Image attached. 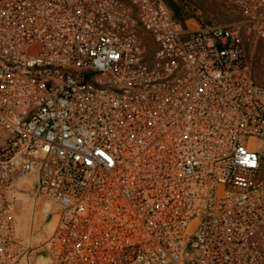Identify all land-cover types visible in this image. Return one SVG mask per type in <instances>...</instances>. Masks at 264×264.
Instances as JSON below:
<instances>
[{"label": "built area", "instance_id": "1", "mask_svg": "<svg viewBox=\"0 0 264 264\" xmlns=\"http://www.w3.org/2000/svg\"><path fill=\"white\" fill-rule=\"evenodd\" d=\"M223 1L264 42V0ZM28 179L58 207L39 241L18 227ZM0 264H264V83L240 26L0 0Z\"/></svg>", "mask_w": 264, "mask_h": 264}, {"label": "rangeland", "instance_id": "2", "mask_svg": "<svg viewBox=\"0 0 264 264\" xmlns=\"http://www.w3.org/2000/svg\"><path fill=\"white\" fill-rule=\"evenodd\" d=\"M186 10L192 16L187 25L192 29L215 25H238L244 42L247 65L250 73L259 82L264 83V42L254 40L240 25L241 18L237 11L223 0H184ZM30 179L21 184L16 194L18 227L23 235H30L33 241L43 239L54 227L56 211L49 210L47 204L54 202L42 197H33ZM55 205V204H54ZM57 206V205H56Z\"/></svg>", "mask_w": 264, "mask_h": 264}, {"label": "trees", "instance_id": "3", "mask_svg": "<svg viewBox=\"0 0 264 264\" xmlns=\"http://www.w3.org/2000/svg\"><path fill=\"white\" fill-rule=\"evenodd\" d=\"M170 9L173 18L180 22L182 26L187 25V20L192 16L186 10V4L184 0H163Z\"/></svg>", "mask_w": 264, "mask_h": 264}]
</instances>
